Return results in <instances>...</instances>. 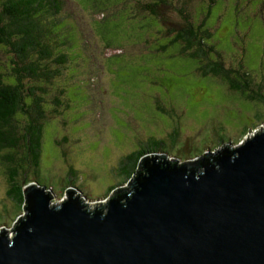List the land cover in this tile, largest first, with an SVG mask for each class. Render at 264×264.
I'll return each mask as SVG.
<instances>
[{
	"label": "rangeland",
	"instance_id": "obj_1",
	"mask_svg": "<svg viewBox=\"0 0 264 264\" xmlns=\"http://www.w3.org/2000/svg\"><path fill=\"white\" fill-rule=\"evenodd\" d=\"M87 1L64 0L57 15L70 22L74 42L61 50L67 61L44 93L48 109L60 90L63 104L46 121L38 173L28 175L53 190L54 204L67 198L72 183L87 208H105L131 180L117 174L119 161L151 138H164L154 152L180 164L227 143L240 145L264 129V109L259 115L252 101L220 80L200 77L176 47L157 51L169 38L164 30L180 24L174 8L161 9L165 19L153 21L142 10L146 0ZM204 3L193 0L197 18ZM205 22L226 63L264 85V0H218ZM7 55L0 46V69ZM5 172L0 164V230L11 236L24 207L8 197Z\"/></svg>",
	"mask_w": 264,
	"mask_h": 264
},
{
	"label": "water",
	"instance_id": "obj_2",
	"mask_svg": "<svg viewBox=\"0 0 264 264\" xmlns=\"http://www.w3.org/2000/svg\"><path fill=\"white\" fill-rule=\"evenodd\" d=\"M141 162L105 208L89 210L73 186L54 204L49 186L23 185L0 264H264V129L193 162Z\"/></svg>",
	"mask_w": 264,
	"mask_h": 264
},
{
	"label": "trees",
	"instance_id": "obj_3",
	"mask_svg": "<svg viewBox=\"0 0 264 264\" xmlns=\"http://www.w3.org/2000/svg\"><path fill=\"white\" fill-rule=\"evenodd\" d=\"M89 1L87 3L92 5L93 0L91 3ZM177 1L179 5L176 6ZM217 2L205 0L203 6L199 7V11H202L199 18L192 11L195 10L193 0H146L142 10L151 20L157 21L165 19L161 9L174 8L180 24L174 31L171 28L164 30L169 38L164 44H159L157 51H164L169 46L176 47V53L192 63L200 77L220 80L229 92L252 101L257 106V113L262 115L264 85L253 80L250 72L242 66L226 63L214 42L213 28L206 25V17ZM63 7L64 0H0V46L8 52L0 69V164L6 171L7 195L18 207L25 204L23 185L37 181L28 179V175L31 171L33 175L38 173L46 121L52 115L50 113H59L58 107L63 104L59 100L63 93L60 90L48 109L44 93L46 86L61 74L67 61V54L61 50H69L74 42L69 36L75 34L70 31V22L57 18ZM106 45L109 47V42ZM176 132L174 130L169 136ZM150 140L151 146L145 148L140 145L119 161L116 171L123 176V182L136 178L143 170V155L157 151L159 146L166 144L164 138ZM68 167L70 176L75 177L77 170L71 164ZM69 185L73 186L72 183ZM115 187L111 186L107 192ZM125 192L124 189L119 194Z\"/></svg>",
	"mask_w": 264,
	"mask_h": 264
},
{
	"label": "flooded vegetation",
	"instance_id": "obj_4",
	"mask_svg": "<svg viewBox=\"0 0 264 264\" xmlns=\"http://www.w3.org/2000/svg\"><path fill=\"white\" fill-rule=\"evenodd\" d=\"M151 143H152V141L150 140L149 143H147V145H146V143H144L142 146L146 148V147L151 146Z\"/></svg>",
	"mask_w": 264,
	"mask_h": 264
}]
</instances>
